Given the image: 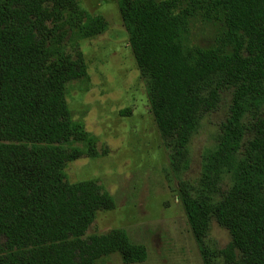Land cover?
Listing matches in <instances>:
<instances>
[{
  "label": "trees",
  "instance_id": "1",
  "mask_svg": "<svg viewBox=\"0 0 264 264\" xmlns=\"http://www.w3.org/2000/svg\"><path fill=\"white\" fill-rule=\"evenodd\" d=\"M158 129L176 173L203 118L231 93L218 148L205 157L197 186L180 198L204 263L215 220L230 244L225 264H264V0H119ZM216 27L213 45L191 41L192 25ZM107 29L79 0H0V264H125L148 258L122 230L86 234L114 199L95 181L69 184L64 170L106 155L72 121L66 86L88 76L82 40ZM70 45L71 52H68ZM80 143L84 148H64ZM232 185L223 190L224 175Z\"/></svg>",
  "mask_w": 264,
  "mask_h": 264
},
{
  "label": "rangeland",
  "instance_id": "2",
  "mask_svg": "<svg viewBox=\"0 0 264 264\" xmlns=\"http://www.w3.org/2000/svg\"><path fill=\"white\" fill-rule=\"evenodd\" d=\"M119 0H79L89 14L102 16L107 29L82 40L88 76L66 86V101L73 122L83 124L106 155L83 157L69 163L65 181H95L115 201L111 211L99 212L86 237L125 231L134 244L144 245L148 258L141 264H205L180 198V182L197 186L205 157L218 148L220 128L229 115L231 93L225 92L218 110L206 115L188 146L189 167L176 173L151 108L143 78L118 5ZM193 44L213 45L217 29L196 21ZM68 52H71L70 45ZM64 148L79 147L73 143ZM232 185L224 175L223 190ZM231 242L229 232L215 220L206 240L213 264H225L217 252ZM98 264H125L118 254Z\"/></svg>",
  "mask_w": 264,
  "mask_h": 264
}]
</instances>
